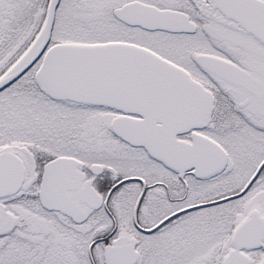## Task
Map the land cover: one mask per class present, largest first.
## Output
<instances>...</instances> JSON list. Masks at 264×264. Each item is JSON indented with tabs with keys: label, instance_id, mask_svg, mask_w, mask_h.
<instances>
[{
	"label": "snow or ice",
	"instance_id": "obj_1",
	"mask_svg": "<svg viewBox=\"0 0 264 264\" xmlns=\"http://www.w3.org/2000/svg\"><path fill=\"white\" fill-rule=\"evenodd\" d=\"M0 264H264V0H0Z\"/></svg>",
	"mask_w": 264,
	"mask_h": 264
}]
</instances>
